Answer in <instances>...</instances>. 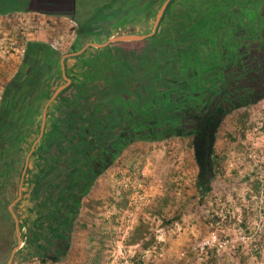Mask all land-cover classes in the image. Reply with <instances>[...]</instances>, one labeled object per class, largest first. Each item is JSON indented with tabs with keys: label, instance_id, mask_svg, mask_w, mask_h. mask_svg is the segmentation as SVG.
Listing matches in <instances>:
<instances>
[{
	"label": "rangeland",
	"instance_id": "374dc122",
	"mask_svg": "<svg viewBox=\"0 0 264 264\" xmlns=\"http://www.w3.org/2000/svg\"><path fill=\"white\" fill-rule=\"evenodd\" d=\"M105 1L84 3L85 0H79L75 15L82 30L86 31L95 21L100 22L95 34L80 32L82 40H79L78 33L80 25L69 19H49L39 15L17 17L11 20L12 32L5 30V18L0 17V114L8 99L5 86L17 80L27 59L26 45L18 42L17 34L24 31L30 43L49 45L54 52L51 55L47 53V60L40 62L46 65L51 61V71L45 69V75L39 80L38 96L29 107L34 87L27 88L25 104L28 106L24 111L21 106L16 109V116L22 121L11 126V131L3 139L4 159L10 167L1 170L7 176L6 184L1 185L6 189L3 200L8 205L0 213V241L5 237L11 241V248L0 256V264H264V99L254 106L232 112L224 119L215 142L220 175L213 178L204 200L198 197L196 188L200 170L191 138L146 141L135 138L126 150L114 154L117 158L108 164L103 174L97 172L99 175L94 177L88 192L82 195L70 240L63 242L67 248L59 249L57 243L52 242L46 251L34 253L29 239H35L43 229H47L45 215L56 208L51 206V209L47 205L50 206L56 196L61 195L58 189L60 186L65 188L68 177L63 175V171L67 169L66 165L74 163L70 155L62 153L63 150L56 156H47L50 151H47V145V152L43 151L45 136L55 137L57 129L66 127L65 122L71 115L72 118H86L91 108L90 103L85 102L93 100V97H82L75 87L61 98L59 96L73 85L72 78L75 79V72L83 67L84 58L99 57L104 64L107 63L105 54L96 51L104 49L102 46L105 44L130 33L147 39L155 37L166 10L157 24L159 13L169 0H122L120 9L127 7L126 19L121 22L123 25L110 22L115 18L113 13L107 16L106 22L98 20L103 16L101 9L105 7ZM212 2L176 0L171 14H176L177 9L176 20L170 23L171 20L173 22L170 16L162 32H158L160 44L170 42V37L175 38L174 41L182 46L172 51L179 49L185 55V63L195 60V67L198 60L202 69L201 59H205L208 52L199 51L196 47L202 46L203 40L197 38L194 43L192 36H205L213 27L204 21L208 19L207 11ZM248 2L252 8V1ZM233 4L237 3L228 1L225 6ZM99 9L101 12L97 13ZM225 9L227 13L231 11L227 7ZM218 12L219 9L211 11L214 18H218ZM223 15L219 18L220 23L225 22L227 26L237 23L233 17ZM169 26L174 27L166 36ZM187 30L192 31V36L185 33ZM219 31L217 29V33ZM145 41L112 45L124 51H141ZM165 52L168 53L167 50ZM160 53L163 56L150 52L134 61L136 75L141 76L146 65L165 59L166 54ZM67 64L72 66L68 70ZM128 64L113 58V74L116 76L120 67ZM195 67L185 66L190 76L186 79L190 81L187 84L193 87V93L203 87ZM205 73L208 74L207 71ZM60 78L63 83L58 86ZM151 81L152 76H149L146 82ZM183 87L188 88L186 84ZM70 102L74 105L68 109ZM80 104H83L82 108ZM81 110L86 115L81 116ZM9 116V121H13V113ZM31 132L33 134L30 135ZM24 140L26 146L20 153ZM3 141L1 139L0 142ZM52 153H55L54 149ZM13 158L16 159L14 163ZM179 212L183 214L182 220L175 222ZM170 221L174 222L167 224ZM50 236L48 234L45 239ZM43 255L47 256L43 257L44 261Z\"/></svg>",
	"mask_w": 264,
	"mask_h": 264
},
{
	"label": "trees",
	"instance_id": "16d2710c",
	"mask_svg": "<svg viewBox=\"0 0 264 264\" xmlns=\"http://www.w3.org/2000/svg\"><path fill=\"white\" fill-rule=\"evenodd\" d=\"M89 1L91 0H85L84 3ZM121 1L106 0L103 3L105 7L101 9L103 16L98 20L106 22L107 16L113 13L112 16L115 15V18L110 22L123 25L121 22L126 19L127 7L120 9ZM228 1H235L237 4L225 6ZM249 1H252L253 9L248 0H213L210 10L207 11L208 19L205 20L202 17L205 23L213 25L208 30V34L206 32L205 36L203 34L192 36V31L185 32L191 34L194 43L197 38L203 40L202 46H194L199 51L208 52L204 55L205 59H201L203 69L198 66V60L196 61L197 67H195L193 64L195 60L191 61L192 63H189V60L185 63L183 61L185 55L179 49L172 51L182 46L180 42L174 41L175 38L170 37V42L165 41L160 44L158 32H162L161 29L170 16L173 18V22L171 20L170 23H174L178 13L176 9L177 13L171 15L176 0H172L168 5L157 35L144 42V50L131 52L124 51L116 45H109L104 49L96 50L105 54L106 64L99 57L84 58L83 67L78 68L75 72L76 78H72L73 85L65 90L59 98L75 87L82 97L89 99L93 97L91 102H85L90 103L91 109L85 116L86 118L79 119L72 118V115L69 116L65 122L66 127H59L55 132V137L45 136L43 151H45L46 145L47 151L50 153L53 149L55 151L47 156H56L60 150H63L62 153L70 155L74 163L72 166L66 165L67 169L63 171V175L68 177L65 188L60 186L58 189L59 193L62 192L61 195L56 196V201L51 202L50 206L47 205V207H56L55 209L51 207L53 211L51 210L45 215L47 229H43L35 236V239H29L34 253L46 251L52 242L57 243L59 249L67 248L63 242L70 240L71 227L77 219L82 195L88 192L94 177L96 178L100 172L103 174L108 164L117 158L114 154L117 151L126 150L135 141V138L144 141L148 139L164 140L171 137L191 138V147L200 170L196 188L198 197L204 200L205 194L211 189L213 178L220 175L219 156L216 153L215 142L224 119L232 112L254 106L264 99V0ZM36 3L40 7L44 5L46 13L32 12L34 8L33 5L30 7V0H0V17L5 18V30L9 29L13 32L11 20L17 17L25 18L31 13H34L33 16L42 14L52 18L50 15L56 12L53 15L57 19H69L80 25L78 33L86 32L90 35L95 34L97 24H100L95 21L89 24L90 27H87L86 31L82 30V25L75 15L79 0H75V4L71 3V0H63L61 3L59 0H36L35 5ZM81 5L83 7V3ZM234 5L237 6V9L234 8ZM71 6L73 9L70 11ZM225 7L231 11L227 13ZM216 9H219L218 18L213 17L216 11L211 13ZM101 10L99 9L97 13H100ZM222 13L233 17V21H237V23H232L230 26H227L225 22L220 23L219 18L224 16ZM173 27L169 26L166 36L169 35L170 28ZM216 27L220 30L218 33ZM243 31H245L243 35H237ZM81 33L79 40H82ZM181 35L185 36L184 33ZM210 35L213 37L211 38ZM17 40L21 45H26L27 59L17 80H13L5 86L8 99L6 106L4 105L6 108L0 114V141L1 139L3 141L5 134L11 131V126L14 127L22 121L21 117L16 116V109L21 106L24 111L28 106L25 104V93L29 92H27V88L34 87L33 99L29 107H31L34 98L38 96L39 80L45 75V69L47 72L51 71V61H48V65L40 62L47 60V53L54 54L53 48L49 45L30 43V39L24 31L17 34ZM159 50L166 54L165 59L163 58L164 61L146 65L147 68H143L144 73L141 76L136 75L133 70V62L145 54L147 56L150 52L161 54ZM166 50L168 53L165 52ZM175 54H177L176 58ZM113 58L129 63L127 66L122 65L116 76L112 72L114 69L111 66ZM169 62L170 64L167 65ZM190 65L195 67L197 77L203 82V87L197 93H193V87L191 88L187 84L190 81L186 79L190 76L187 74L185 66ZM66 67L68 70L72 66L68 67L67 64ZM205 71L208 72L207 75ZM24 75H26L25 79ZM149 76H152V81L146 82ZM62 83L63 80L60 78L58 86ZM184 84L188 88L183 87ZM51 88L50 84L49 89ZM73 105V102H70L68 109ZM79 106L82 108L83 104ZM81 111L83 112L81 116L86 115L83 110ZM12 113L13 121H9L8 116ZM4 114L8 116H2ZM120 115H124V117L122 118ZM31 134L33 133L31 132ZM25 141L19 149L20 153L24 152ZM4 149L5 141L0 142V213L8 205L3 200L6 196V189L1 185L2 183L5 185L7 179L6 173H2V169L6 167L5 171L8 170L7 167H10V163L4 159L6 157L3 154ZM15 160L13 158V163ZM15 209L17 212V208ZM182 216L183 214L179 212L174 221L180 222ZM173 222L170 221L167 224ZM14 227L15 223L13 222ZM85 228L86 226H83V229ZM48 234L51 236L45 239ZM43 240H45V244L42 245ZM10 248L11 241H7L4 237L0 241V256L6 251H10ZM43 257L47 256H42L44 261ZM1 261L0 258V263Z\"/></svg>",
	"mask_w": 264,
	"mask_h": 264
},
{
	"label": "water",
	"instance_id": "95a60500",
	"mask_svg": "<svg viewBox=\"0 0 264 264\" xmlns=\"http://www.w3.org/2000/svg\"><path fill=\"white\" fill-rule=\"evenodd\" d=\"M169 2H170V0L167 3H165V5L163 6L162 10L160 11L159 16H158V20H157V24H159V21H160L161 17L163 16V13L166 10ZM147 38L148 37H141V36H138V35L120 36V37L110 41L108 44H105L102 47L106 48V47H108L109 45H112V44L145 41Z\"/></svg>",
	"mask_w": 264,
	"mask_h": 264
},
{
	"label": "crops",
	"instance_id": "0c3cea01",
	"mask_svg": "<svg viewBox=\"0 0 264 264\" xmlns=\"http://www.w3.org/2000/svg\"><path fill=\"white\" fill-rule=\"evenodd\" d=\"M63 0H59V3H61ZM30 2H31V5H30V7H32V5H33V8H34V10H32V12H34V11H37V13H46L45 12V8H44V5H42L41 7L40 6H37V3H36V5H35V2H36V0H30ZM72 2H74L73 4H75V0H71V3ZM72 5V4H71ZM73 8H72V6L70 7V11L72 10ZM56 12H53L50 16H52V17H56L55 15H53V14H55ZM34 13H31V14H29V15H33ZM39 16H42V18H49L50 19V17H46L45 15H42V14H40Z\"/></svg>",
	"mask_w": 264,
	"mask_h": 264
}]
</instances>
